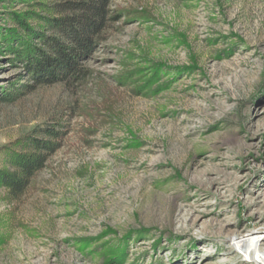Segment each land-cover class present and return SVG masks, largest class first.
<instances>
[{
  "label": "rangeland",
  "instance_id": "obj_1",
  "mask_svg": "<svg viewBox=\"0 0 264 264\" xmlns=\"http://www.w3.org/2000/svg\"><path fill=\"white\" fill-rule=\"evenodd\" d=\"M60 1L0 0V29L30 11L61 36L37 16ZM110 9L76 79L42 83L0 36V169L60 144L0 183V264H264V0Z\"/></svg>",
  "mask_w": 264,
  "mask_h": 264
},
{
  "label": "trees",
  "instance_id": "obj_2",
  "mask_svg": "<svg viewBox=\"0 0 264 264\" xmlns=\"http://www.w3.org/2000/svg\"><path fill=\"white\" fill-rule=\"evenodd\" d=\"M112 0H63L51 7L52 15L43 18L61 36L45 34L42 28L29 23L30 11L12 13L16 26L0 29V36L5 42L7 51L16 58L25 61L26 69L37 76L42 83L56 82L68 78L76 79L83 72L82 60L90 57L102 42V34L111 21L118 20L120 13L114 14L110 9ZM41 37L45 49L34 41ZM54 139H35L32 145L35 151L16 152L11 160L16 170L0 169V183L15 191H21L29 183L35 169L43 165L49 154L55 151L58 144L57 130H50Z\"/></svg>",
  "mask_w": 264,
  "mask_h": 264
},
{
  "label": "bare ground",
  "instance_id": "obj_3",
  "mask_svg": "<svg viewBox=\"0 0 264 264\" xmlns=\"http://www.w3.org/2000/svg\"><path fill=\"white\" fill-rule=\"evenodd\" d=\"M242 245H246L244 241L241 240V238L239 236H231L229 237V246L231 248L234 247H242ZM247 249H249V247L246 245Z\"/></svg>",
  "mask_w": 264,
  "mask_h": 264
}]
</instances>
